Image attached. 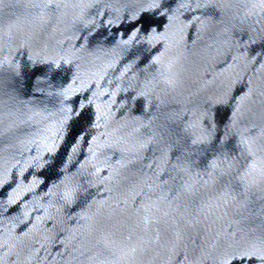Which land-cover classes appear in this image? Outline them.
Instances as JSON below:
<instances>
[{
	"label": "water",
	"instance_id": "95a60500",
	"mask_svg": "<svg viewBox=\"0 0 264 264\" xmlns=\"http://www.w3.org/2000/svg\"><path fill=\"white\" fill-rule=\"evenodd\" d=\"M0 264H264V0H0Z\"/></svg>",
	"mask_w": 264,
	"mask_h": 264
}]
</instances>
